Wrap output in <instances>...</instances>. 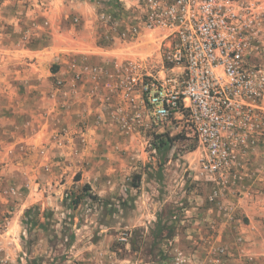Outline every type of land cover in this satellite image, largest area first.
I'll list each match as a JSON object with an SVG mask.
<instances>
[{"label":"rangeland","instance_id":"obj_1","mask_svg":"<svg viewBox=\"0 0 264 264\" xmlns=\"http://www.w3.org/2000/svg\"><path fill=\"white\" fill-rule=\"evenodd\" d=\"M93 7L97 40L111 49L112 69L126 61H141L158 74L162 37L145 31L136 41L124 43L126 15L133 14L122 11L116 0H0V46L36 42L43 48L45 67L54 72L60 62L68 65L75 55L80 63L85 53L71 57L61 49L76 39L85 42L89 19L85 12ZM103 14L117 30L100 19ZM247 30V65L258 77L259 70L264 73V0H247ZM103 99L100 104L106 108ZM260 105L264 108V97ZM262 116L264 111L254 115L258 128L247 125V147L237 150L239 165L224 176L202 171L204 153L195 136H175L174 124L160 139L168 145L159 150L157 134L151 130L142 135L120 130V135L115 133L119 128H111L107 141L95 140L89 161L43 188L35 171L41 153L29 157L33 150L21 142L5 150L1 140L0 264H264ZM85 126L86 122L77 124L80 145ZM57 135L65 137L64 131ZM94 174L102 175V183H95L101 196L90 186L88 192L82 189ZM244 185L247 216L245 202H237L244 197ZM76 197L79 202L74 206ZM121 233L129 235L124 243L118 240ZM193 235L209 238V244L186 240ZM181 237L183 244L174 245L173 240Z\"/></svg>","mask_w":264,"mask_h":264},{"label":"built area","instance_id":"obj_2","mask_svg":"<svg viewBox=\"0 0 264 264\" xmlns=\"http://www.w3.org/2000/svg\"><path fill=\"white\" fill-rule=\"evenodd\" d=\"M116 2L122 11L133 14L126 15L124 43L136 41L145 31L158 33L162 63L158 74L141 61L114 67L108 75L109 96L103 99L112 122L126 135L151 130L157 134L156 143L174 124L175 136H195L204 153L200 165L205 174H231L239 165L237 150L247 147V127L258 128L254 115L264 111L260 105L264 73L259 70L256 77L247 65V0ZM100 19L112 30L105 14ZM84 74L105 73L82 66L72 77V86ZM60 87L62 82L55 81L54 89ZM260 122L263 126V116ZM63 142L62 135L54 139L57 146ZM128 236L121 233L119 242H126Z\"/></svg>","mask_w":264,"mask_h":264},{"label":"crops","instance_id":"obj_3","mask_svg":"<svg viewBox=\"0 0 264 264\" xmlns=\"http://www.w3.org/2000/svg\"><path fill=\"white\" fill-rule=\"evenodd\" d=\"M93 10L94 7L91 11L85 12L86 16H89L88 26L84 30L85 42L76 39L72 41L73 44L61 49L66 50L71 57L77 52L85 53V61L80 63L76 61L78 56L75 55L68 65L60 62L54 72L45 67L41 55L43 48H39L36 42L29 46L10 44L0 46V133L5 134L0 141L3 140L4 147L6 145L5 150L13 149L21 142L22 147L33 150L32 154L29 152V157L38 158V152L41 153L40 164L35 171L41 180L42 188L50 185L57 177L70 173L82 161H89L93 144L97 142L95 140L102 138V142L107 141L105 135L109 129L118 128L110 118V111L100 104L102 98L109 96L111 79L108 75L113 69L111 49L101 45L97 40ZM82 64L101 67L105 74L95 78L84 74L80 81L72 86V77L80 73L79 68ZM57 80L62 82L60 89H54ZM85 122L86 135L84 143L80 145L79 139L75 137L76 128L78 123ZM61 131L65 133V142L62 146H57L54 139ZM115 133L121 135L120 129L115 130ZM42 165L45 169L40 168ZM96 176L98 178H95ZM101 176L94 174L91 176L94 177L93 181L92 179L85 181L93 194H99L95 189V183L102 181ZM242 191L244 197L240 196L237 202H245L242 204L247 216L246 185ZM185 238L191 239L192 244L200 245V240L204 244H209L206 241L209 238L197 235ZM183 240L182 237L175 238L173 243L180 247ZM194 255H198L196 251Z\"/></svg>","mask_w":264,"mask_h":264},{"label":"trees","instance_id":"obj_4","mask_svg":"<svg viewBox=\"0 0 264 264\" xmlns=\"http://www.w3.org/2000/svg\"><path fill=\"white\" fill-rule=\"evenodd\" d=\"M168 145V143L166 142V141H164V140H160V141H157V143L155 142V148H157V150H159V149H161V148H165L166 146ZM75 178H77V177H75ZM136 178H137V180H139V176L137 175L136 176ZM76 181L77 180H79V178H77V179H75ZM133 187H137V185L136 184H134L133 183V185H132ZM82 189L85 191V192H88V190H90V188H89V185H87V184H84L83 186H82ZM92 199H96V197L95 196H90ZM78 198L79 197H76L75 199H73V201H72V204L74 205V206H76V205H78ZM34 264V263H33Z\"/></svg>","mask_w":264,"mask_h":264}]
</instances>
